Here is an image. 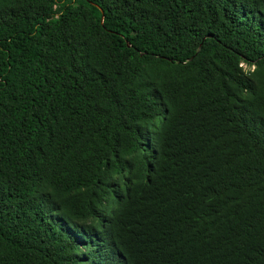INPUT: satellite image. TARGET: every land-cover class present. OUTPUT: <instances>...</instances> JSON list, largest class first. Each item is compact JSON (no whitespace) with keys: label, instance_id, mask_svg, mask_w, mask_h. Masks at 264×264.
I'll list each match as a JSON object with an SVG mask.
<instances>
[{"label":"trees","instance_id":"1","mask_svg":"<svg viewBox=\"0 0 264 264\" xmlns=\"http://www.w3.org/2000/svg\"><path fill=\"white\" fill-rule=\"evenodd\" d=\"M0 264H264V0H0Z\"/></svg>","mask_w":264,"mask_h":264}]
</instances>
